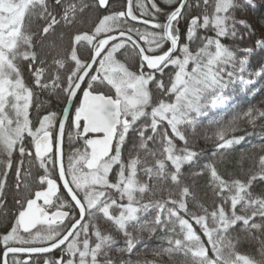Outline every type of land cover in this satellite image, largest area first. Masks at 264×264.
Here are the masks:
<instances>
[{
	"label": "snow or ice",
	"instance_id": "1",
	"mask_svg": "<svg viewBox=\"0 0 264 264\" xmlns=\"http://www.w3.org/2000/svg\"><path fill=\"white\" fill-rule=\"evenodd\" d=\"M163 3L167 10L127 0L125 10L73 31L86 0H0V214L10 173L17 205L0 234V264L10 254L13 264H31L33 254L57 249L43 264H119L111 253L131 256L144 232L161 234L167 247L157 255L182 256L181 264H264V195L252 191L264 180V155L242 180L216 160L201 164L193 139L200 118L227 112L233 97L264 81V0L259 36L247 18L256 0ZM91 6L111 8L109 0ZM66 35L64 55H53ZM253 37L251 46L235 43ZM129 49L134 69L120 59ZM40 93L65 107L34 121ZM245 116L254 125L264 110ZM235 123L215 133L212 155L225 166L246 139L230 135ZM34 165L42 172L34 175ZM244 245L259 258L242 253ZM22 253L29 258L17 259Z\"/></svg>",
	"mask_w": 264,
	"mask_h": 264
},
{
	"label": "trees",
	"instance_id": "2",
	"mask_svg": "<svg viewBox=\"0 0 264 264\" xmlns=\"http://www.w3.org/2000/svg\"><path fill=\"white\" fill-rule=\"evenodd\" d=\"M87 3H89L90 7L88 9H86L85 13L80 17L79 22L76 25V28L73 29V31H75L76 29H81V30H90L95 23L98 22V17L102 16L104 14H107L108 12L112 11H121L124 10L127 6V0H112L110 2L111 8L110 9H96L95 7L91 6L92 5V0H86ZM163 0H157V3L162 7ZM165 9L167 10V6L165 7ZM134 11H136V14L139 15V10L138 9H134ZM209 11H211V9H209ZM250 14L253 18V16L259 17L262 14V10L260 7V3L258 0V5L257 8L255 10H251L247 13V15ZM160 19L163 20V15L160 16ZM131 23V22H130ZM256 24V23H255ZM139 26V25H138ZM184 26V21H181V27L183 28ZM35 27V25H34ZM143 29V26H139ZM211 34V33H210ZM257 36H259V33H257ZM257 37H253L252 39H245L243 42L240 41H236L235 43L239 44L240 46H251L254 42V40ZM228 44H233V41L231 40H226L225 41ZM68 44V36H65L64 42L63 44L58 48L55 49V51L52 50V54L56 55L57 53H59L60 55H64V49L67 47ZM49 51V49H45V52ZM81 54L82 55H86L87 53L81 49ZM121 60H127V62L129 63L130 66L133 67L134 69V65H132V60H133V56L131 53V49H129V51L126 53L125 56H121L120 57ZM253 63L255 64V61H253ZM169 71L166 69V72ZM165 82H167L168 80V76L165 75L164 77ZM253 90V87L250 86ZM153 92H154V98L159 99L161 98V94L158 92V90H156L155 88H153ZM251 91L247 93V95L249 96L248 98H250L251 95ZM165 99H167V97H164ZM39 100L45 102L44 103V107H42L39 112H37L35 109L32 111V118L34 121H36L38 119L39 116L43 115L46 113V111H57L59 112L60 109H62L63 107H65L63 101L61 99H58L56 96L52 95H48L47 93H40L39 95ZM259 124V123H258ZM259 126H255V127H248L246 128V130L242 131L239 136H245V143L243 148L237 146L235 148V150H233L228 156H227V165L225 166L224 163L220 162V158L219 157H214V158H210L208 155L210 154V151L215 150L216 149V144H203L201 145L199 148H197V151H201L203 153V155L201 156L200 159H205L206 161H211V160H216L218 162V167L220 168V170L223 171H227L228 173L233 174L234 176L242 179V180H246L249 174V170L251 169L252 171H257V165H258V160H259V156L260 155H264V127L262 128H258ZM69 130L67 129V132ZM65 155H67L70 145L68 142V138H67V133H66V137H65ZM238 149H241L240 151ZM208 156V157H207ZM26 167L27 162H26ZM38 171H41L40 169H38L35 165L32 167V172L35 175ZM187 175V173H186ZM14 183V176L10 173L9 177H8V195H7V215H3L0 214V234L4 233L10 226L11 224L14 222V215L17 211V205L14 202V197L16 196L15 190L12 187ZM201 185H203V181H200ZM33 188L35 190H38V185H33ZM252 191L255 195H264V180H257L253 183V187H252ZM201 196L203 197V192L200 193ZM24 195L26 196L27 193H24ZM159 196L153 197V199H158ZM206 200V203L208 204L209 207H211L212 204V198H211V194L209 193L208 197L204 198ZM155 238H159L156 237ZM156 239L152 238L150 240L149 243L155 244ZM164 247H167V243L164 239ZM2 248H0V252H2ZM240 251L244 254L247 255H251V256H256V258H258V255L255 252V249L251 246L248 245H244L243 247L240 248ZM132 254H131V258H132ZM24 258V257H21ZM42 258L44 257H32L31 259V264H39ZM183 260L182 256L176 255L174 256L172 259L169 258L168 255H164V264H181V261ZM154 264H158L157 262H155Z\"/></svg>",
	"mask_w": 264,
	"mask_h": 264
},
{
	"label": "rangeland",
	"instance_id": "3",
	"mask_svg": "<svg viewBox=\"0 0 264 264\" xmlns=\"http://www.w3.org/2000/svg\"><path fill=\"white\" fill-rule=\"evenodd\" d=\"M256 3L258 5V0H256ZM259 17L253 16L252 18L250 14L247 15V18L254 23L257 33H259V24H257L256 21ZM252 87L253 90L251 91L252 93L250 98H248V95L245 96L243 93H241L240 97H233L232 99L235 100V103H232L231 108L228 109L227 112L223 109H212L209 111L207 117L200 118L202 119L203 123L198 125L197 129L193 133L194 145L196 149L203 144H216L215 133L218 128L225 126V124L233 120L236 121L234 125L236 131L234 133H230V135L239 136V134L248 127H264V118L257 119L253 125L248 122V119L245 116V113L249 109L264 110V81L257 79V82L252 85ZM238 150L240 151L241 149ZM215 151L216 149L210 151L208 156L210 158L216 157L212 155V153ZM204 162L207 161L205 159H200L201 164ZM186 173L187 175H190L191 170L187 171ZM155 236L159 238H155ZM141 237L142 238L140 242L137 244L136 249L132 253V258L127 253L121 255L119 252H113L111 255L114 256L119 264H123L125 261L127 264H154L155 262L158 264H164V254L157 255L160 249L164 247V238L162 235L159 233L156 235H149L147 232H144L141 234ZM152 238L156 239V243L153 245L152 243H149ZM123 243V238L118 236V244L123 246ZM41 257L43 256H40V258ZM44 258H42L41 261H38L40 262L39 264H43ZM11 264H13V259L11 260Z\"/></svg>",
	"mask_w": 264,
	"mask_h": 264
},
{
	"label": "flooded vegetation",
	"instance_id": "4",
	"mask_svg": "<svg viewBox=\"0 0 264 264\" xmlns=\"http://www.w3.org/2000/svg\"><path fill=\"white\" fill-rule=\"evenodd\" d=\"M112 1V0H111ZM110 1V2H111ZM162 4H163V6L162 7H166V5H164V3L162 2ZM125 10V9H124ZM131 22V21H130ZM131 23H133V22H131ZM139 26H143V25H139ZM144 27V26H143ZM66 129H67V127H66ZM66 133H67V130H66ZM65 137H66V134H65ZM36 246H39V245H36ZM60 253H59V251H57V252H54V253H52V254H49V255H47V256H58ZM38 257H40V256H38ZM43 257H46V256H43ZM16 258L17 259H28L29 257H26V258H21V257H19V256H16ZM31 259H32V257H31ZM11 260H12V256L9 258V263L11 264Z\"/></svg>",
	"mask_w": 264,
	"mask_h": 264
},
{
	"label": "water",
	"instance_id": "5",
	"mask_svg": "<svg viewBox=\"0 0 264 264\" xmlns=\"http://www.w3.org/2000/svg\"><path fill=\"white\" fill-rule=\"evenodd\" d=\"M111 0H109V2H110ZM103 10H105V9H103ZM56 251H58V249L57 250H55L54 252H56ZM53 252V253H54ZM48 254H51V253H48ZM48 254H40V255H48ZM35 255H38V254H33L32 256H35ZM10 256H11V254H10ZM9 256V257H10ZM16 256H28V254H26V253H22V254H17Z\"/></svg>",
	"mask_w": 264,
	"mask_h": 264
},
{
	"label": "bare ground",
	"instance_id": "6",
	"mask_svg": "<svg viewBox=\"0 0 264 264\" xmlns=\"http://www.w3.org/2000/svg\"><path fill=\"white\" fill-rule=\"evenodd\" d=\"M103 10V9H102ZM67 127V126H66ZM52 254V253H51ZM49 255V254H48ZM35 256H44V255H40V254H38V255H35ZM35 256H31V257H35ZM19 257H24V258H26V257H28V256H19Z\"/></svg>",
	"mask_w": 264,
	"mask_h": 264
}]
</instances>
